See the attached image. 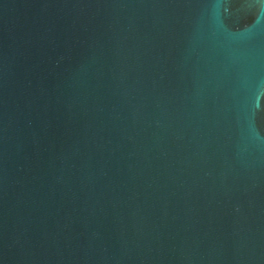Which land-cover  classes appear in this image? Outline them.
I'll use <instances>...</instances> for the list:
<instances>
[{"label": "water", "instance_id": "1", "mask_svg": "<svg viewBox=\"0 0 264 264\" xmlns=\"http://www.w3.org/2000/svg\"><path fill=\"white\" fill-rule=\"evenodd\" d=\"M0 264H264V0H0Z\"/></svg>", "mask_w": 264, "mask_h": 264}]
</instances>
